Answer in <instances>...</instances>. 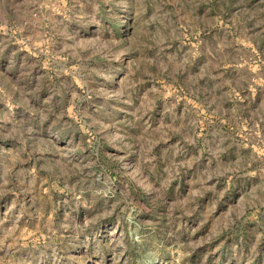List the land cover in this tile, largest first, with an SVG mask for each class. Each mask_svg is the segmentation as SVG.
<instances>
[{
  "label": "rangeland",
  "instance_id": "rangeland-1",
  "mask_svg": "<svg viewBox=\"0 0 264 264\" xmlns=\"http://www.w3.org/2000/svg\"><path fill=\"white\" fill-rule=\"evenodd\" d=\"M0 264H264V0H0Z\"/></svg>",
  "mask_w": 264,
  "mask_h": 264
}]
</instances>
